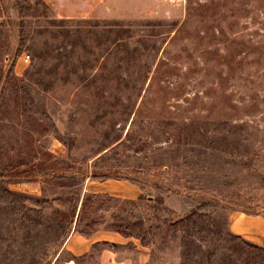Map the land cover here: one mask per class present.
Returning <instances> with one entry per match:
<instances>
[{
  "label": "rangeland",
  "instance_id": "374dc122",
  "mask_svg": "<svg viewBox=\"0 0 264 264\" xmlns=\"http://www.w3.org/2000/svg\"><path fill=\"white\" fill-rule=\"evenodd\" d=\"M240 213L264 215V0H0V264H264Z\"/></svg>",
  "mask_w": 264,
  "mask_h": 264
},
{
  "label": "crops",
  "instance_id": "0c3cea01",
  "mask_svg": "<svg viewBox=\"0 0 264 264\" xmlns=\"http://www.w3.org/2000/svg\"><path fill=\"white\" fill-rule=\"evenodd\" d=\"M230 230L235 233L239 234L242 237L246 238L247 240L264 246V215L262 214H236L231 217L230 219ZM110 236L105 237H94V236H88L86 239L90 241V248L91 246L97 244L98 242H115L117 241L121 236L118 234H115L114 232H109ZM82 239H85L81 236H73L71 239L72 244V250L75 249V245L73 243L75 240H79L82 242ZM82 248V245H79L78 247ZM77 247V248H78ZM74 254H81L80 250L73 251ZM102 255L100 261L98 264H144V260L142 258H123L120 257V254L118 252L104 250V253L102 251ZM106 255V257H105Z\"/></svg>",
  "mask_w": 264,
  "mask_h": 264
},
{
  "label": "built area",
  "instance_id": "2783aa9c",
  "mask_svg": "<svg viewBox=\"0 0 264 264\" xmlns=\"http://www.w3.org/2000/svg\"><path fill=\"white\" fill-rule=\"evenodd\" d=\"M28 59H29V56L27 55V56L24 57L23 60H24V61H27Z\"/></svg>",
  "mask_w": 264,
  "mask_h": 264
},
{
  "label": "trees",
  "instance_id": "16d2710c",
  "mask_svg": "<svg viewBox=\"0 0 264 264\" xmlns=\"http://www.w3.org/2000/svg\"><path fill=\"white\" fill-rule=\"evenodd\" d=\"M255 247H258V246H255Z\"/></svg>",
  "mask_w": 264,
  "mask_h": 264
}]
</instances>
